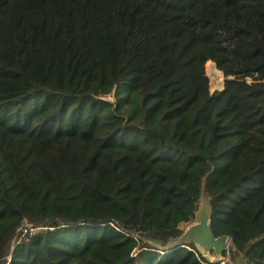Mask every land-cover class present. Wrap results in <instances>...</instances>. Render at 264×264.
<instances>
[{
  "label": "trees",
  "instance_id": "16d2710c",
  "mask_svg": "<svg viewBox=\"0 0 264 264\" xmlns=\"http://www.w3.org/2000/svg\"><path fill=\"white\" fill-rule=\"evenodd\" d=\"M202 189L264 264V0H0V264H209Z\"/></svg>",
  "mask_w": 264,
  "mask_h": 264
},
{
  "label": "water",
  "instance_id": "95a60500",
  "mask_svg": "<svg viewBox=\"0 0 264 264\" xmlns=\"http://www.w3.org/2000/svg\"><path fill=\"white\" fill-rule=\"evenodd\" d=\"M198 205L194 219L195 222L189 224L181 236L172 241L164 250L180 249L192 245L207 263L219 264L226 249V244L231 243V241L227 236L214 237L210 227L208 199L203 189L198 200ZM231 250L235 252L234 247Z\"/></svg>",
  "mask_w": 264,
  "mask_h": 264
},
{
  "label": "rangeland",
  "instance_id": "374dc122",
  "mask_svg": "<svg viewBox=\"0 0 264 264\" xmlns=\"http://www.w3.org/2000/svg\"><path fill=\"white\" fill-rule=\"evenodd\" d=\"M216 71H217V70H216L214 64L208 62V63L205 65V73H206V75H207V77H208V79H209V88H210V92H211V93H214V92L220 91V90L222 89V86H223V76H222V74H221L220 72H218V71H217V72L219 73V75L216 74ZM158 74H159V72H155V71L149 70V71L145 74L146 77H145V78H142L141 83H143V84L148 83L149 80H153L154 78L158 77ZM214 75H215L216 77H218V78H216ZM148 84H149V83H148ZM202 202H203V200H202ZM198 206H199V205H198ZM194 222H195V220H194ZM194 222H193V223H194ZM23 226L29 228V225H28V224H25V225H23ZM187 227H188V225H187V226H186V225H183V226L181 227V229H182V233L185 231V229H186ZM19 233H20L19 237H23L24 233H23L22 231H19ZM14 239H15V238H14Z\"/></svg>",
  "mask_w": 264,
  "mask_h": 264
},
{
  "label": "built area",
  "instance_id": "2783aa9c",
  "mask_svg": "<svg viewBox=\"0 0 264 264\" xmlns=\"http://www.w3.org/2000/svg\"><path fill=\"white\" fill-rule=\"evenodd\" d=\"M27 229H30L29 230L30 235L33 234V233H35L36 231H38L37 229L30 228V226H29V228L23 226V227H21L19 229V231H22L24 234H26L27 233ZM231 246H232L231 243H227L226 244V249H225V251H224V253L222 255V258H221V261L219 262V264H232V259H233L234 253L231 250ZM184 249L189 250L188 249V246H186Z\"/></svg>",
  "mask_w": 264,
  "mask_h": 264
},
{
  "label": "crops",
  "instance_id": "0c3cea01",
  "mask_svg": "<svg viewBox=\"0 0 264 264\" xmlns=\"http://www.w3.org/2000/svg\"><path fill=\"white\" fill-rule=\"evenodd\" d=\"M231 248H232V246H231ZM232 264H246V263L242 260L241 256H235L234 255L233 259H232Z\"/></svg>",
  "mask_w": 264,
  "mask_h": 264
}]
</instances>
